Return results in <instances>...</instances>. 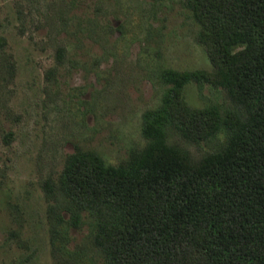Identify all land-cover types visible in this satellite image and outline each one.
I'll use <instances>...</instances> for the list:
<instances>
[{"label":"rangeland","instance_id":"rangeland-1","mask_svg":"<svg viewBox=\"0 0 264 264\" xmlns=\"http://www.w3.org/2000/svg\"><path fill=\"white\" fill-rule=\"evenodd\" d=\"M197 29L183 0H0V264H104L86 211L74 226L56 218L68 219L65 157L91 150L116 165L141 148L164 70L210 69ZM182 93L191 107L230 108L206 82ZM224 140L180 142L197 156Z\"/></svg>","mask_w":264,"mask_h":264},{"label":"trees","instance_id":"trees-1","mask_svg":"<svg viewBox=\"0 0 264 264\" xmlns=\"http://www.w3.org/2000/svg\"><path fill=\"white\" fill-rule=\"evenodd\" d=\"M183 4L210 69L164 70L161 103L142 117L144 143L122 163L67 154L60 211L68 219L56 218L74 226L86 211L104 264H264V0ZM191 79L223 89L224 115L186 103ZM220 130L225 140L197 156L180 142Z\"/></svg>","mask_w":264,"mask_h":264}]
</instances>
